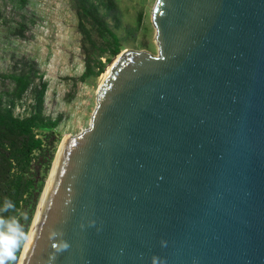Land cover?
<instances>
[{"label": "water", "instance_id": "obj_1", "mask_svg": "<svg viewBox=\"0 0 264 264\" xmlns=\"http://www.w3.org/2000/svg\"><path fill=\"white\" fill-rule=\"evenodd\" d=\"M152 23L158 54L120 52L63 137L17 264L59 242L51 264H264V0H156Z\"/></svg>", "mask_w": 264, "mask_h": 264}, {"label": "rangeland", "instance_id": "obj_2", "mask_svg": "<svg viewBox=\"0 0 264 264\" xmlns=\"http://www.w3.org/2000/svg\"><path fill=\"white\" fill-rule=\"evenodd\" d=\"M89 1L117 34L119 53L128 49L158 54L152 23L156 0ZM78 5V0H0V109L28 117L41 98L43 116L57 120L53 128L35 129L45 143L34 152L30 176L39 191L27 209L26 231L63 137L89 126L96 90L118 56L107 51L100 57L103 72L85 77L87 54L78 29Z\"/></svg>", "mask_w": 264, "mask_h": 264}, {"label": "trees", "instance_id": "obj_3", "mask_svg": "<svg viewBox=\"0 0 264 264\" xmlns=\"http://www.w3.org/2000/svg\"><path fill=\"white\" fill-rule=\"evenodd\" d=\"M78 1V29L87 54L85 77L99 75L105 66L100 57L107 51L111 55L119 54V38L96 4L89 0ZM56 124L57 120L43 116L41 98L37 100L35 112L28 117L18 118L10 108L0 109V204L8 197L17 205L18 212L27 215L29 204L39 191L30 176L36 159L34 152L44 149L45 143L44 139L36 137L35 129H49ZM21 223L25 227L26 219L22 218Z\"/></svg>", "mask_w": 264, "mask_h": 264}, {"label": "clouds", "instance_id": "obj_4", "mask_svg": "<svg viewBox=\"0 0 264 264\" xmlns=\"http://www.w3.org/2000/svg\"><path fill=\"white\" fill-rule=\"evenodd\" d=\"M26 219V214L17 210V205L8 197L0 204V264H15L16 253L21 249L28 248L33 242V233L26 231L21 219ZM56 233H52L53 238ZM166 242L161 241L164 245ZM69 243L59 242L53 244L54 252L49 258V264L54 261L56 255L66 251ZM152 264H165L163 259L153 257Z\"/></svg>", "mask_w": 264, "mask_h": 264}, {"label": "bare ground", "instance_id": "obj_5", "mask_svg": "<svg viewBox=\"0 0 264 264\" xmlns=\"http://www.w3.org/2000/svg\"><path fill=\"white\" fill-rule=\"evenodd\" d=\"M104 77V76H103Z\"/></svg>", "mask_w": 264, "mask_h": 264}, {"label": "built area", "instance_id": "obj_6", "mask_svg": "<svg viewBox=\"0 0 264 264\" xmlns=\"http://www.w3.org/2000/svg\"><path fill=\"white\" fill-rule=\"evenodd\" d=\"M37 137V136H36Z\"/></svg>", "mask_w": 264, "mask_h": 264}]
</instances>
